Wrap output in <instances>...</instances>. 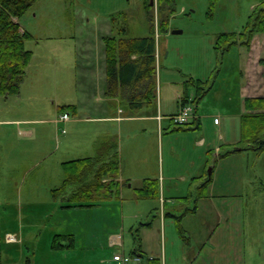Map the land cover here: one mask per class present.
Instances as JSON below:
<instances>
[{
	"label": "rangeland",
	"instance_id": "obj_1",
	"mask_svg": "<svg viewBox=\"0 0 264 264\" xmlns=\"http://www.w3.org/2000/svg\"><path fill=\"white\" fill-rule=\"evenodd\" d=\"M154 4L153 31L157 49L160 47L162 51V61L157 64L159 88L160 77L166 75L163 83L166 80L180 82L189 92L192 89L188 84L192 80L201 79L206 82V88L212 87L202 100L195 103L203 125L198 130H188L185 126V130L175 131L179 126L165 121L164 148L161 140L157 139L158 127L153 126L146 136L138 127V138L155 143L156 155L161 163L163 159L164 168H173L172 173L181 175L190 171L191 162H197L204 153L205 150L201 148L195 149L194 144L199 138L205 137L214 142L210 148L212 157L207 169L209 175L215 165V149L224 151L229 148H226L227 144L220 136H226L228 140L238 136L242 145V116L239 114L245 111L246 85L241 74L243 55L237 47L224 54L216 52L215 40L222 33L243 32L261 0H217L214 6L211 0H174L171 6H165L169 19L166 31L161 33L158 27V0H154ZM18 23L34 36L26 41L27 49L33 51L32 68L27 69L18 95L8 98L0 95V116L21 119L27 114L31 118L50 119L57 111L55 118L58 121L66 113L70 114V121L55 126L45 122L33 126L0 124L2 264H119L113 260L116 253L130 256L134 250L140 249L142 224L151 222L157 216L160 209L158 200H137L130 188H124L122 196L120 192V195L108 200L94 202V206H72L74 202L70 196L75 188L54 196L53 191L62 186L65 178L62 160L96 156L98 147L95 146V140L99 135L106 129L111 134L119 135V128L116 123L86 122L83 120L87 118L85 110L76 116L70 109L60 107L56 110L49 101L67 100L65 104L85 102L92 89L103 87L102 80L99 81L100 74H97L99 64L96 67L90 65L91 70L86 72L83 67L89 65L81 59L78 67L82 75L78 77L75 50L77 47L83 49L87 41H91L97 49L98 46L102 49L105 45L103 38L109 36H148L152 32V22L145 8V0H37ZM124 28L128 31L125 36L120 31ZM175 31L181 33L173 34ZM255 37L256 41L264 39V34H256ZM256 54L255 51L250 57ZM92 70L94 73H91ZM173 90L167 88L163 91V110L167 113L177 110L178 102ZM31 91H38L34 102L41 105L40 110L38 107L31 109L29 105L31 102L27 93ZM190 95L194 97L195 91L190 92ZM120 108L125 114H131L125 103ZM109 110L114 113L117 109ZM215 118L221 122L219 126L214 124ZM193 119L190 123H193ZM25 128L35 129V136L24 134ZM122 137L124 135L119 138L123 149L127 151V137ZM34 159L40 162L39 167L25 174L26 164ZM224 165L221 168L222 180L232 169L231 164ZM239 167L242 171L237 174ZM233 168L239 197L216 198L214 202L221 212L229 213L230 219L231 211L236 213L242 209L238 219L242 238L239 244L236 237L211 239L207 245L214 251L211 252L210 261H218L220 256L225 255L230 264H237V259L241 257L232 250V245L240 246L241 243V247L247 248L243 263L264 264V151H245L243 160H236ZM189 188V185L180 184L179 189L170 188L172 191L168 190L167 194L172 197L185 196L189 194ZM191 192L195 193V189ZM205 192L210 196L220 194L219 189L206 188ZM208 206H201L199 216L190 221V230L203 228V224L209 222L213 223L214 229L217 228ZM135 214L139 218L136 222L133 220ZM234 223L224 220L218 231H235ZM179 225L175 221L170 234L168 230L166 234L163 231L160 238L159 230L158 235L153 232L155 236L149 245L159 251V257L165 247L168 258L173 261H177L183 251L189 252V249H185L187 246L197 251V242L202 241L201 233L204 237V231L189 237L177 228ZM112 234L121 236L122 246L108 245ZM9 235L15 236L17 241L9 242ZM57 235H73L74 243L71 245L70 239L59 237L64 247L53 249ZM144 243L147 245V235ZM222 244L228 246L216 253ZM145 258L147 263L151 259L149 254Z\"/></svg>",
	"mask_w": 264,
	"mask_h": 264
},
{
	"label": "crops",
	"instance_id": "obj_2",
	"mask_svg": "<svg viewBox=\"0 0 264 264\" xmlns=\"http://www.w3.org/2000/svg\"><path fill=\"white\" fill-rule=\"evenodd\" d=\"M22 31L25 30L22 28ZM236 47L239 48V51L241 55H243V59H244V64L242 65L241 74L245 80V85H246V86L244 85L245 99L250 97H264V39H258L256 41V37L253 38L250 48H246L244 46L243 47L236 46ZM255 51L257 52L256 56L250 57V54L255 53ZM75 53L77 59L76 69L78 70V77L82 75L79 72V67H78V63H80L79 61L81 59L82 61L84 60L83 62L87 61L89 65L83 67V69L86 72L91 70L90 65L96 67V65L99 64L100 66L99 73L97 72L96 73L100 74L99 81L102 80L103 87L99 86L98 88L96 87L95 90L92 89L91 90L92 93L87 96L85 102L79 101L77 102V104L75 103L65 104L67 100H61V101L57 100V101H53V102L49 101V102L55 106L56 110H58V108L60 107L64 108L66 106H74L75 109L73 113H75L76 116H78L81 110H85L86 112L85 116H87V118H84L83 120L86 122H93L97 124L116 123V125L119 128V135L111 134L109 130L106 129V131H104L103 134L99 135V137L95 140V146L98 147L96 148L98 154L100 150V146L103 143H107V142L112 143L113 141H117L120 160H121V176L119 178V181L121 183H123L124 181H128L127 184L121 185V191L124 188H130L134 192L133 194L134 198L139 200L140 198L137 197L136 191L143 187L144 181L148 179L158 180L160 194L156 200H158L157 203L160 206V209L159 211L157 210L158 211L157 216H155L154 220L142 224L144 228L142 230L143 238L140 249L134 250V253L130 256H137L141 258L140 264H148L147 261H145L146 260L145 256L147 254L150 255L151 259H154L158 262L164 261L165 264H230L228 257H226L225 255L220 256L219 258L220 260L218 261L217 260L210 261L211 252L214 251L211 248H209L207 245L209 241L213 238L220 240V238L233 239L235 237L239 244V241L242 238V230L240 229V225L238 224V219L241 217L242 209H239L238 211H235L233 209L236 213H233V211H231V219H230L229 213L225 214L221 212L218 206L216 205V203L214 202V200L216 198H223V197H231V198L239 197V193H237L238 188H235L236 173L233 168V164L235 163L236 160H238V162H241L243 160L244 152L249 150H244V151L241 150L242 145H240V140H239L240 138L238 136H235L231 140H228L226 136H220V139L222 141H225V143L227 144L226 148L227 147L229 148L224 149V151L219 148L215 149L216 159H215V163L213 164L217 166L214 165L212 167L211 173L208 175L207 169L208 166L210 165V159H211L210 157H212L210 148L213 147L214 142L208 141V139H206L205 137H201L194 144V148L197 150L199 148L205 150L204 153L201 154L202 156L199 157V160L197 162L196 161L191 162L190 171H186L185 174L175 175L174 173H172L174 170L173 168L165 169L163 159H162V163L158 159L156 155L155 143L153 142L149 143L146 140L139 139L138 135L140 133H138L136 130L139 127L140 132L143 134V136H146L149 134V131L150 129H152L153 126L158 127L157 130H159V132L157 131V136H158L157 139L161 140L162 146L164 148L165 121H169L170 125H174L171 118L177 115L182 105L186 103L185 97H188V100H191L195 107L196 102L194 103L193 100L195 99L196 96V92H197L196 88L194 86H190L192 89L190 92L195 91V96L193 97V95L192 96L190 95L188 88L186 86H182L183 85L182 83L168 81V80H166L165 83H163V80L167 75L162 76L160 77V82H161L160 88L158 81L159 89L157 92V96H158L157 104L153 105L152 107L144 108L143 110L137 113H134L130 110L127 102L120 95L111 96L107 92L105 45L102 47V49L101 46H98L97 49L96 45H93L91 41L90 42L87 41L83 49L77 47ZM161 58H162V51L160 47H158L157 62H161L162 61ZM31 64L29 65L28 69L32 68ZM91 73H94V70H92ZM166 85H170V87H166ZM211 87L212 86H210L209 90L211 89ZM167 88H174L173 92L176 95L178 102L177 110L175 112L167 113L163 110V103H164L163 91L166 90ZM37 93L38 91L36 92L31 91L27 94L31 102L29 104L31 109H37L38 107V110H40L41 105L34 102ZM182 94L183 96H181ZM122 103H125L127 108L130 110L131 113L130 115L125 114V111H123L120 108ZM110 108L117 110L114 111V113H112V111L110 112L109 110ZM245 113H246V109L244 111V114ZM56 114L57 111L55 115ZM244 114L242 113L239 115L243 116ZM55 115L50 119L31 118V116H27V114L21 119H7L5 118V116H0V124L2 123L4 124V126H14L16 124H20L24 126H33L45 122L55 126L58 125V123H60L58 121V118H55ZM192 121L194 124L192 126H189L190 129L188 130H198L199 127L203 126L201 122L202 117L199 116V111L197 110V107H195V117ZM214 124L219 126L221 122L219 121L218 118H215ZM35 133H36L35 129L25 128L24 134H26L27 136L34 137ZM122 135H124V137H127V144H128L127 151L123 149L121 138H119ZM124 137H122V139ZM236 149H238V151L233 152ZM88 157L91 156L88 155L87 158ZM162 157H163V153H162ZM76 159H72V160H76ZM72 160H70V158L68 160H62V163ZM39 163L40 162H38L35 159L32 160V162L31 161L28 162V164H26V167L24 168L25 169L24 173L28 174L29 171H34L39 167ZM228 163L231 164L232 169L226 175L227 176L226 179L222 180V177H220L222 176L221 168H224L222 167V165L223 164L226 165ZM241 171L242 168L239 167V171L237 172V174H240ZM25 182L26 179H24V184ZM180 184L189 185L190 192L188 195L172 197L169 194H167L168 190L172 191L171 189L173 190L179 189ZM205 184H207L205 187L208 188V190L219 189L220 194L217 196H210L209 194H206L205 192L206 188L204 187ZM170 186H172L173 188ZM192 189H195V193L191 192ZM121 196H122V192H121ZM176 202L178 203L176 204ZM192 203L194 204V206H192ZM202 205L203 206L207 205L209 207V212H210L209 214L212 216L213 222L216 223V227H217L216 229H214L213 223L209 222L203 224V228H198V229L194 228L193 230H190V226H191L190 221L194 220L199 216ZM167 210L169 211L167 212ZM133 216H134L133 220L136 222L139 219L138 215L135 214ZM224 220H226L227 223H229L231 220L233 222L235 221V223L237 224L236 225L234 223L236 228L235 231L229 230L230 231L229 232L227 230L228 233L219 232L218 231L219 226ZM175 221L176 223H180L179 226H181V227L177 226V228L187 233L189 237H195L196 234L202 231H204L205 234L203 237V233H201L202 241L197 242L198 243L197 251L192 250V246H187L185 247V249H189V252L183 251L180 254L177 261H173V259L172 258L170 259V257L168 258V253L166 251L165 246L162 256L159 257L158 255L159 251H157V249L155 250L153 246L149 245V241L150 244H152L153 235L155 236L154 233L158 235L157 233L158 230H159V238H160V234H162L163 231L164 234H166V230H168L170 234V231L174 226ZM146 235H147V245H145L144 243V239L146 238ZM109 242L110 243L108 245L110 247H117L123 245L121 236L118 234H112V236H109ZM227 246L228 245L225 246V244L219 245L218 248L216 249V253L221 252L224 249V247L226 248ZM232 248H233L232 250L237 252L238 255H240L241 257L237 259V264H246V262L243 263L242 258L245 259L247 257V248L243 246L241 247V243L240 246L232 245ZM135 251L137 252L135 253ZM120 255H121L120 253H116L115 256L113 257V260L117 262L116 258H118ZM130 264H136V263L131 262Z\"/></svg>",
	"mask_w": 264,
	"mask_h": 264
},
{
	"label": "trees",
	"instance_id": "obj_3",
	"mask_svg": "<svg viewBox=\"0 0 264 264\" xmlns=\"http://www.w3.org/2000/svg\"><path fill=\"white\" fill-rule=\"evenodd\" d=\"M37 0H0V95L9 97L20 93L21 85L26 77L33 52L26 49V41L33 36L22 31L18 20L22 18ZM217 0H211L212 6ZM174 0H158L157 12L159 32H165L169 15L165 6H171ZM145 8L152 22V32L140 38L104 37L105 61L107 75V92L111 96L120 95L130 110L137 113L144 108L157 104L158 66L157 40L155 31V4L145 0ZM170 14H171V10ZM154 26V27H153ZM154 29V31H153ZM121 35H127L122 29ZM256 34H264V0L249 17L248 23L241 33H222L215 40L214 50L224 54L236 46L251 47ZM188 85L196 88V101H200L208 93L206 82L192 80ZM185 102L193 103L185 97ZM74 112V106H66ZM246 113L242 116V149L255 152L264 151V97L245 99ZM194 123L185 125L187 129ZM180 126L175 131L185 130ZM238 149L233 152H237ZM65 178L62 186L53 191L54 196L72 191V206H94V202L108 200L120 195L121 160L117 141L103 143L96 157L80 158L62 164ZM207 184L204 185V187ZM206 188V187H205ZM140 199H157L160 194L158 180L148 179L143 187L136 191ZM179 220V219H178ZM181 227V226H180ZM59 237L70 239L73 235H57L52 248L64 247ZM70 246V245H69ZM137 251H135L136 253ZM150 261V260H149ZM156 263H158L156 261ZM0 264H2V233L0 225Z\"/></svg>",
	"mask_w": 264,
	"mask_h": 264
},
{
	"label": "built area",
	"instance_id": "obj_4",
	"mask_svg": "<svg viewBox=\"0 0 264 264\" xmlns=\"http://www.w3.org/2000/svg\"><path fill=\"white\" fill-rule=\"evenodd\" d=\"M195 117V109L192 104L186 103L184 104L179 113L171 118L173 123L177 126H185L190 123L191 119ZM70 120V114L66 113L60 116L59 122L65 123ZM9 242H15L17 241L15 236L9 235L8 236ZM117 262L119 264H129L131 262H134L136 264L141 263V258L137 256H126L125 254H121L118 258H116ZM158 262V261H157ZM148 264H165L164 261H160L156 263V260L151 259Z\"/></svg>",
	"mask_w": 264,
	"mask_h": 264
},
{
	"label": "water",
	"instance_id": "obj_5",
	"mask_svg": "<svg viewBox=\"0 0 264 264\" xmlns=\"http://www.w3.org/2000/svg\"><path fill=\"white\" fill-rule=\"evenodd\" d=\"M154 4V0H151V5H153ZM181 33V31H175V32H173V34H180Z\"/></svg>",
	"mask_w": 264,
	"mask_h": 264
}]
</instances>
